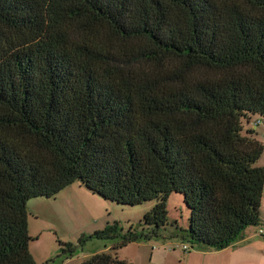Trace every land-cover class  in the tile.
I'll return each instance as SVG.
<instances>
[{
	"label": "trees",
	"instance_id": "1",
	"mask_svg": "<svg viewBox=\"0 0 264 264\" xmlns=\"http://www.w3.org/2000/svg\"><path fill=\"white\" fill-rule=\"evenodd\" d=\"M253 115L264 119V0H0V264H36L27 202L75 181L119 205L156 201L141 228L83 239L227 248L261 225ZM172 193L188 229L168 222Z\"/></svg>",
	"mask_w": 264,
	"mask_h": 264
},
{
	"label": "rangeland",
	"instance_id": "2",
	"mask_svg": "<svg viewBox=\"0 0 264 264\" xmlns=\"http://www.w3.org/2000/svg\"><path fill=\"white\" fill-rule=\"evenodd\" d=\"M252 121L253 123L259 122L257 125L258 139L264 138L262 132L264 131V119L253 115ZM69 187V189L80 187L84 192L65 190L51 198L38 197L27 202L29 234L42 232L38 240L31 241L29 244L30 253L35 257L36 264H43L41 258L44 256V249L47 250V254L48 250L54 252L52 250L56 247L58 249L60 243H71L77 246L70 263L81 264L93 252L120 242V238L113 240L83 239V235L88 237L97 230L116 225L117 234L120 237L126 234L131 226L141 228L139 225L144 215L142 211L145 208L150 210L156 203V201H148L138 206H124L88 191L79 181H75ZM167 211L169 224L176 223L181 229H188L190 214L181 194H170L167 200ZM166 228L162 230V236H168L169 231ZM164 240L165 238L156 237L148 241L132 242L116 249H110V253L115 255L117 251H121L125 256L136 258L138 262L147 264L146 255L150 248H143V246H159L164 243ZM167 240L179 239L169 238ZM53 254L52 260L47 263L62 264L63 255L58 256L60 251Z\"/></svg>",
	"mask_w": 264,
	"mask_h": 264
},
{
	"label": "crops",
	"instance_id": "3",
	"mask_svg": "<svg viewBox=\"0 0 264 264\" xmlns=\"http://www.w3.org/2000/svg\"><path fill=\"white\" fill-rule=\"evenodd\" d=\"M252 129L256 132V138L258 139V129L257 126H252ZM264 133V131H262ZM264 147V138L258 139ZM257 165L264 168V149L263 153L260 157V159L257 162ZM70 186V185H69ZM67 186L60 192H65V190H78V192H84L80 187L79 189H69L70 187ZM59 192V193H60ZM148 208H145L142 213H145ZM151 209V208H150ZM141 212V211H140ZM260 219H261V225L259 226H250L247 227L243 233L242 236L234 242L232 245L228 246L225 249L222 250H213V249H207L203 247L197 246V248L193 249V251L185 253L181 249H174L172 251H168L165 247L162 245L164 243H173V242H181L180 240H164L162 245L154 246V247H146L143 246V248H150V250L147 252L146 260L147 264H264V239L257 235V231L259 228H264V188H263V194L261 198V204H260ZM29 229V227H28ZM172 226H168L166 230L170 232L173 231ZM99 231V230H97ZM29 232V231H28ZM42 232L29 234L32 238L31 241H36L40 238ZM83 237H86L83 235ZM112 246H109L107 248H104L102 250H98L93 252L91 255L96 253H110V249ZM51 251V250H50ZM54 252H49L47 254V250H43L42 256V263L48 264L47 262L52 260L53 253H56L59 251L57 247L52 250ZM33 256V254H32ZM116 256L124 261H127L131 264H145L144 262H138L136 258H130L129 256H125L124 254L120 252H116ZM145 256V255H144ZM35 263L36 259L33 256ZM73 257L67 260H64L61 262L62 264H71ZM144 259V258H142Z\"/></svg>",
	"mask_w": 264,
	"mask_h": 264
},
{
	"label": "built area",
	"instance_id": "4",
	"mask_svg": "<svg viewBox=\"0 0 264 264\" xmlns=\"http://www.w3.org/2000/svg\"><path fill=\"white\" fill-rule=\"evenodd\" d=\"M259 122L254 123V126L258 125ZM257 235L262 237L264 239V228H259L257 231ZM165 247L168 251H172L174 249H181L183 252L188 253L193 251L194 247H192L190 244L185 242H173V243H164L162 245Z\"/></svg>",
	"mask_w": 264,
	"mask_h": 264
}]
</instances>
